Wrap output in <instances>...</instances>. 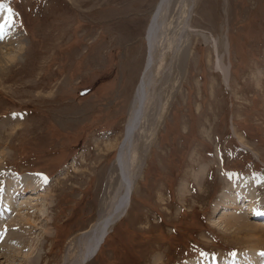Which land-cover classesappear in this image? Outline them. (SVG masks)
<instances>
[{
	"label": "rangeland",
	"instance_id": "374dc122",
	"mask_svg": "<svg viewBox=\"0 0 264 264\" xmlns=\"http://www.w3.org/2000/svg\"><path fill=\"white\" fill-rule=\"evenodd\" d=\"M159 1L0 0L11 10L13 47L24 52L0 71V203L10 202L8 234L19 235L3 240L0 254L10 258L0 264H63L109 213L107 179L118 171ZM193 4L185 30L174 31L182 20L167 13L157 73L167 85L157 99L151 75L124 151L129 158L143 145L142 178L88 264H264V238L237 241L224 229L238 215L255 224L251 209H264V0ZM217 55L227 81L213 69ZM26 174L37 180H20ZM240 176L244 186L227 193L238 199L214 213ZM24 217L31 224L18 227Z\"/></svg>",
	"mask_w": 264,
	"mask_h": 264
},
{
	"label": "bare ground",
	"instance_id": "6f19581e",
	"mask_svg": "<svg viewBox=\"0 0 264 264\" xmlns=\"http://www.w3.org/2000/svg\"><path fill=\"white\" fill-rule=\"evenodd\" d=\"M67 1L71 4H74L77 0H67ZM193 3H194V0H166L165 6H163L162 0H160L159 3L157 4L158 6L155 10L154 17L153 18L151 17L152 20L150 18V22L147 27V36L145 38L148 48H150V53H149L150 56L148 60L146 61L147 65L145 66V72H143V74L141 73L140 81L134 90L135 92L134 97L129 104L130 108H129V112H128L127 119H126L127 126L125 128V133H123L124 139H123V142H121V145H119V147L117 148V151H118L117 153H119L118 154L119 156L117 159H115L113 163V165L117 167L118 169L117 174H115L114 170L111 169V172L109 173V176L107 179L108 180L107 188H109L110 186H113L112 191H111L112 197L110 198L111 201L108 205V208L110 211L106 215H102L103 213H99L95 224L91 226L90 229H88L87 231L82 232V234L78 237L82 240L78 242L79 247H76L79 250V252L77 251L78 254H75V256H73L72 259H69L70 250L68 249V252H65L66 254L63 257V264H88L91 260L96 258L107 234L118 223V221H120L121 218L125 216V213L129 209L128 207L131 202L130 199L132 197V194H133V191L135 190L136 185H138V182H139L138 178H140L141 180L142 178L141 175L143 173V167L146 165L144 162L146 152L143 155H141V152L143 151L141 150L143 149L142 148L143 145H139L138 147L137 146L138 144L137 145L135 144L136 147H138L137 151H134L133 154L130 155L129 158L128 156L126 157L127 153H124L125 148L127 147L129 140H130V136H129L130 129L133 128L135 125V122H137L136 119L138 118L139 111H140L136 103H137L138 97L142 96L143 91L149 88L151 84L152 74L156 75L157 77L153 85L156 86L155 87L156 92L158 93L157 99H160V96H161L160 93L163 92L165 86L167 85V81H168V79L163 77V75L161 76V73H159L157 76V73L159 72V68L160 67L163 68V64L161 65V62H160V57H161L160 51L161 50L159 47H162V44L165 41L164 40V33H165V27H166L165 23L166 21H168L166 20L167 13L168 12L170 13L169 17L175 16L176 19L182 20L183 25H181L180 27L179 25H177V27L173 29L174 31L185 30V28L187 29V27L189 26V23H191V21L189 22V19L192 15L191 9L194 6ZM161 8L163 9V11L161 13V16L158 17L157 13L159 12ZM7 15H8L7 11L0 9V24L4 23V18ZM8 27L5 29L3 33H0V71H5L7 68H9V66H11L18 59L21 60V57L24 55V52H22L23 47L19 48V50L13 47L14 42H13V38H11L12 35L10 33V31H12V25L10 24ZM156 36L157 38L161 36V38H159L160 40H155L157 39ZM214 44H215V41L212 43V48L214 51L213 53H215L216 55L217 47ZM162 48L165 51V48L164 47ZM213 69L214 71H216L218 75L223 76L225 78V81H227L226 80L227 75H225L224 73L223 66L221 67V61H219L218 55L214 57ZM206 169H207L206 165H204V167L201 168L200 172L202 175H204ZM31 176L26 174L22 178H20V180L21 179L23 180L25 178L27 179L28 177H30V180L32 179L37 180L36 177L38 175L37 176L31 175ZM244 179H246L244 178V176H240L239 179H237L238 181H229V184L227 185V187L223 189V194L221 193L222 195L219 198L220 200L216 203V206H215L216 208H215L214 213L220 214V211L222 209H226L229 206L228 204H226L227 200H229V202L231 203V201L235 202L238 199V196L240 195L236 194L231 199L227 195V193L233 195L231 191H239L244 186L242 182ZM20 180L14 181V179L12 178V181L11 180L10 181L13 183L16 182V184H19ZM111 182H113L114 184ZM29 187L31 186H28V188ZM28 188H25V191ZM6 192H4V196L12 195V193L6 194ZM26 192L28 193V190ZM7 203H8L7 199L2 200V202L0 203V247L5 246L6 244L3 240L8 242L7 241L8 239L11 240L10 238H14V237L17 238L19 236V235L14 236L13 233L12 235L11 233L8 234V230L12 229V227L15 225L11 226L12 224H9L7 226L8 219L12 217L11 216L12 214H10L8 218H5L8 207L10 206V202H9V206L7 205ZM238 205L239 204L237 205L235 204V208L236 206L238 207ZM219 208L221 209L220 211H219ZM251 214H252V218L254 220H257V223L256 222L255 224L249 223L244 218H239V215H238L235 218L230 217L228 218L229 220H226V226L224 228L225 231L226 232L230 231L234 239L244 236L245 238L247 237V239L248 237H251V242H255V243L256 241L261 242V239L264 238V227L262 224H260V222H264V209H262L259 206H255L254 209H251ZM9 221H11V218L9 219ZM22 221L23 222L25 221L26 224H31L30 218H27V217H24V219H22L21 221L14 220V222L17 223L16 225L18 227H20L18 223ZM235 240L238 241V239H235ZM6 245H9V243ZM7 248H9V246H7ZM1 253L3 254V257L7 259L6 261H9V258H10L9 255H6L3 252ZM25 256L28 258V255H25ZM3 257L0 256V259H2ZM254 260H250V262L256 263L257 260L256 259ZM247 262L249 263V261Z\"/></svg>",
	"mask_w": 264,
	"mask_h": 264
},
{
	"label": "snow or ice",
	"instance_id": "6c2138e0",
	"mask_svg": "<svg viewBox=\"0 0 264 264\" xmlns=\"http://www.w3.org/2000/svg\"><path fill=\"white\" fill-rule=\"evenodd\" d=\"M0 9L8 12V15L4 18V23L0 24V33H3L5 29L12 23L11 10L7 9L6 6L2 3H0Z\"/></svg>",
	"mask_w": 264,
	"mask_h": 264
},
{
	"label": "water",
	"instance_id": "95a60500",
	"mask_svg": "<svg viewBox=\"0 0 264 264\" xmlns=\"http://www.w3.org/2000/svg\"><path fill=\"white\" fill-rule=\"evenodd\" d=\"M179 40V39H178ZM150 49V48H149Z\"/></svg>",
	"mask_w": 264,
	"mask_h": 264
}]
</instances>
